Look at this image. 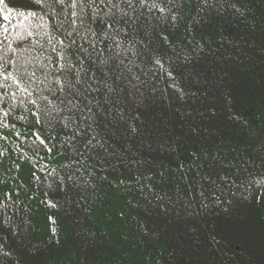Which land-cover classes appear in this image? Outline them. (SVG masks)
I'll use <instances>...</instances> for the list:
<instances>
[{"label":"trees","instance_id":"obj_1","mask_svg":"<svg viewBox=\"0 0 264 264\" xmlns=\"http://www.w3.org/2000/svg\"><path fill=\"white\" fill-rule=\"evenodd\" d=\"M97 6L103 43L91 9L81 25L70 8L0 5L16 49L0 46V72L31 93L0 79V264H264V0H135L120 5L130 22ZM20 12L36 16L17 41ZM69 19L88 72L77 97L54 82L74 79L53 51Z\"/></svg>","mask_w":264,"mask_h":264},{"label":"snow or ice","instance_id":"obj_2","mask_svg":"<svg viewBox=\"0 0 264 264\" xmlns=\"http://www.w3.org/2000/svg\"><path fill=\"white\" fill-rule=\"evenodd\" d=\"M206 2V0H205ZM5 3V0H0V5H3ZM35 3L41 7L44 6H51L50 10L55 11V7L56 6H61L64 9H72L71 13H70V17L72 18H76V17H81L80 19V24L84 25V20H83V16L86 15L85 9H91L92 10V16H91V20L92 22H99L100 24L103 25V27L101 28V31L99 33L92 31L91 28L88 29L89 32L92 33V35L94 37H97L101 43H103L105 40H107L110 36V32L109 30L112 29L113 27V22L109 21L107 24L104 23L103 18H100L98 21L96 19L97 15H98V6H97V0H71V2L69 3V0H35ZM99 3L101 4H107L110 5L111 9H116L117 11L121 12V16H129V13L123 11V9H121L120 5L121 4H126L129 8H133L134 7V3L135 0H116L115 3H113V0H99ZM145 3V0H140V4L141 6H143ZM153 7H156L155 4L152 5ZM76 9H79V11H76ZM4 9H0V17H2L5 21H10L11 20V14L14 11L13 8L8 7L6 9L7 11V15L4 14ZM45 15H47V13H45ZM108 15V14H105ZM19 16L22 17L23 19L21 20V23L14 29V31L16 32V40L17 41H22L24 39V33H26V35L28 37H32L34 35V32L31 30L30 27H26L27 21L29 20V18H34L36 16L35 12H20ZM131 17L129 16V21L130 22ZM68 23V28L64 29L65 35L70 38L69 41L66 43L65 40H57L56 43L61 45V49L58 51L55 44H53V51L57 52V56H58V60L56 61L57 65H58V70L60 71H66L67 73L70 74V77L72 78H68L66 77L65 80H61V78L59 76H56L54 79V82L56 84H60L61 88L60 91L66 92V93H71L74 97H77L80 94V89H79V85H81L84 82V76L88 75V72L84 69V67L80 64H77L73 57L76 55L77 51H80L81 49L77 46V41L76 39H74L73 37L75 36H80L81 33L79 32V30L77 29V20L76 19H69L67 21ZM116 23H119V21H117ZM23 28L24 33H21L20 29ZM0 30H3V32H7L8 29L4 27V25H0ZM123 31V30H122ZM83 38V37H81ZM113 39V41H116L115 37H111ZM7 42V49L11 50L13 52L16 51V49L13 48V44L12 42L8 41V37L5 35L3 37V41H0V46H3V43ZM49 43H52V40L50 39L48 41ZM92 47L95 48V42L92 43ZM109 47H112V45H109ZM115 47L118 49L120 47V44L118 42H115ZM75 48V51H73V49ZM86 51V49H85ZM101 55H103V53L101 52ZM119 55V53L117 52V56ZM112 57H108L106 59H102L99 61L100 64H107L109 62V60H111ZM61 61H63V63H61ZM11 62V61H9ZM95 63V62H94ZM122 63V61H121ZM156 64H160V60L156 59L155 61ZM0 67H2V65H0ZM97 71H100L99 67L97 66ZM129 71H131V69H129ZM169 76L172 75L171 72L167 73ZM32 75L34 76L35 73H32ZM104 75L107 76L108 73L104 72ZM95 76L96 73L94 72L92 74L91 79L95 80ZM135 79H138V77H134ZM0 79H4V80H13L14 83L17 84L18 86V90L22 91L24 93H28V95L30 96L31 93L28 92V88L24 87V88H19V77H14L13 73L9 72L6 75L2 72H0ZM0 87H5V85L0 84ZM91 87V86H89ZM105 87H107V85H105ZM75 89V91L73 92L72 90ZM49 90H50V85H49ZM98 91V89H96ZM109 91H112L111 88L108 89ZM5 97L4 96H0V104H2L4 102ZM11 99L12 101L15 103L17 101V97L15 95V93L11 94ZM43 99H47V97H43ZM31 104L37 105V112L32 113L34 116L37 117L36 123H41L42 121L40 120V114L41 111H43L45 114H49V110L48 109H40V106L37 104L36 100H29L28 101ZM20 103H23V101H20ZM62 103H64V101H62ZM66 106H69V110H74L78 107V105L76 103L73 102L72 99H68L66 101ZM85 108H87V110L89 112L92 111V109L90 107H88V105H85ZM53 111H56V109H53ZM11 110L10 109H0V126L3 127H8L9 125L7 124L6 121H4L2 118L3 117H7L8 115H10ZM18 119L20 120H24L27 121V117L26 116H20L18 117ZM65 127H68V121L71 122H75L74 120H72L71 117H65ZM83 123V121H82ZM14 127V125H13ZM79 127V126H78ZM88 128L91 127V125H87ZM132 131H135V128H132ZM17 135H19L17 133ZM34 135H36L37 137V142L38 145H43L45 143V141L43 139L40 138L39 134L34 133ZM0 139H3V137H0ZM94 139V138H93ZM88 144L95 148L96 145H99L101 148L104 146L99 140L95 141V144H93V140H89ZM34 147H36V145H34ZM51 148L47 149V151L51 152ZM3 153H0V156H2ZM6 205L4 204V201L0 200V208L5 207Z\"/></svg>","mask_w":264,"mask_h":264}]
</instances>
